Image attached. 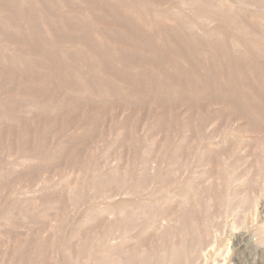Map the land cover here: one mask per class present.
Segmentation results:
<instances>
[{
	"label": "rangeland",
	"instance_id": "obj_1",
	"mask_svg": "<svg viewBox=\"0 0 264 264\" xmlns=\"http://www.w3.org/2000/svg\"><path fill=\"white\" fill-rule=\"evenodd\" d=\"M181 1L0 0V264L155 248L135 212L112 213L143 200L157 230L197 223L192 264H264V23L203 0L225 20L201 34ZM231 170L247 212L223 204Z\"/></svg>",
	"mask_w": 264,
	"mask_h": 264
},
{
	"label": "bare ground",
	"instance_id": "obj_2",
	"mask_svg": "<svg viewBox=\"0 0 264 264\" xmlns=\"http://www.w3.org/2000/svg\"><path fill=\"white\" fill-rule=\"evenodd\" d=\"M207 3V2H206ZM203 2V0H182L180 8L182 12L189 11L190 14L193 12V18L187 21V29L197 30V32L202 31V27L199 26V22H205L207 25L212 26L217 24L219 21H224L223 14L217 13V11L209 12L210 9L208 4ZM211 6V5H210ZM216 8L219 9H237L244 12L252 19H256L264 23V0H217ZM225 12V11H224ZM242 14V13H241ZM171 19V18H170ZM261 25V24H260ZM218 29V28H217ZM243 35L252 34L251 30L248 28L240 29ZM220 34L218 30H213L208 32L204 30L201 34ZM217 34V36H218ZM221 35V34H220ZM264 35V34H263ZM264 40V39H263ZM236 46H242L243 42L234 41ZM255 45V44H254ZM240 48V47H239ZM9 159V158H8ZM195 178V177H194ZM259 179L264 187V170L261 172ZM226 180V179H225ZM247 178L236 177L233 171H230V176L226 185L219 184V188L222 186L223 192V204L226 211L230 209H235L234 205L239 204L245 207V211L253 209L258 203V198L253 196L249 197L247 193H241L237 189L238 185L246 183ZM190 187L193 188V184L188 183ZM199 187V186H198ZM183 204L187 205L189 196L184 193L181 198ZM197 203V202H196ZM213 203V198L207 199V205L211 207ZM159 203L153 200H143L137 207H130L128 205L122 206L121 208L112 211L113 214H118L121 216H126L128 212H135L141 224L140 233L145 234L150 229L156 230V240H158V245L155 248L144 247L135 248L134 250L128 249L127 245L123 244V248L119 252H114V246L110 245L108 252L103 255V264H192L197 256L201 254L204 250V240L201 233L198 230L197 223L194 220L187 219L182 220L180 217H172L168 224L161 226V229L157 230L158 217L154 212L152 214V207H158ZM234 207V208H232ZM238 207V206H237ZM256 209V207H255ZM252 212V211H251ZM256 212V211H255ZM134 213V214H135ZM246 215V214H245ZM117 216V215H116ZM191 218V217H190ZM246 218H238L232 223L233 229H238L244 224ZM136 221V220H135ZM144 223V224H143ZM178 228L177 234L171 230L172 228ZM176 228V230H177ZM130 230V229H129ZM255 235L259 243L264 244V224H259L255 230ZM126 239L130 238V235L124 236ZM177 237V238H176ZM182 238L181 240H179ZM125 240V239H124ZM129 241V240H128ZM139 243V242H138ZM89 244V243H88ZM143 244V243H142ZM98 245V244H97ZM122 245V244H121ZM137 246V245H136ZM154 247V246H153ZM220 252V251H219ZM218 252V253H219ZM224 260L231 258L232 252L230 245H226L224 249ZM222 254V253H221ZM219 256V255H218ZM86 259V258H85ZM224 260L222 262H224ZM225 264V263H224ZM261 264V263H259Z\"/></svg>",
	"mask_w": 264,
	"mask_h": 264
}]
</instances>
